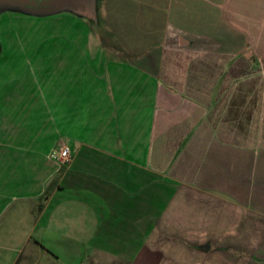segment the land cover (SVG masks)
<instances>
[{
    "label": "crops",
    "instance_id": "1",
    "mask_svg": "<svg viewBox=\"0 0 264 264\" xmlns=\"http://www.w3.org/2000/svg\"><path fill=\"white\" fill-rule=\"evenodd\" d=\"M76 2L0 12V264H264V0Z\"/></svg>",
    "mask_w": 264,
    "mask_h": 264
},
{
    "label": "rangeland",
    "instance_id": "2",
    "mask_svg": "<svg viewBox=\"0 0 264 264\" xmlns=\"http://www.w3.org/2000/svg\"><path fill=\"white\" fill-rule=\"evenodd\" d=\"M30 4H26V3H22L20 4V1L17 3L15 1H11V0H0V12L3 10H17L18 12L23 11V12H39L40 13H47L50 12L52 10H47V11H41L43 9V7L46 6H50V4L53 6V11H59V10H63L64 7H69L71 5L68 6H64L66 3V0H29ZM77 1L76 3H78V5L81 4L82 0H74ZM36 4H38V6L36 7ZM82 7V6H81ZM83 10V8H82ZM85 11V10H84ZM86 12V11H85ZM79 13L81 15H86V13H83L79 10Z\"/></svg>",
    "mask_w": 264,
    "mask_h": 264
},
{
    "label": "built area",
    "instance_id": "3",
    "mask_svg": "<svg viewBox=\"0 0 264 264\" xmlns=\"http://www.w3.org/2000/svg\"><path fill=\"white\" fill-rule=\"evenodd\" d=\"M71 157V150L65 144L57 146L50 152V158L61 166L66 165L71 160Z\"/></svg>",
    "mask_w": 264,
    "mask_h": 264
},
{
    "label": "flooded vegetation",
    "instance_id": "4",
    "mask_svg": "<svg viewBox=\"0 0 264 264\" xmlns=\"http://www.w3.org/2000/svg\"><path fill=\"white\" fill-rule=\"evenodd\" d=\"M70 1L71 0H66V3L64 6H68L70 5ZM38 6V4H36V7ZM47 10H52L53 11V6L50 4V6H46V7H43V9L41 11H47Z\"/></svg>",
    "mask_w": 264,
    "mask_h": 264
},
{
    "label": "water",
    "instance_id": "5",
    "mask_svg": "<svg viewBox=\"0 0 264 264\" xmlns=\"http://www.w3.org/2000/svg\"><path fill=\"white\" fill-rule=\"evenodd\" d=\"M11 1H15V2H19L20 1V4H22V3H26V4H30L29 2V0H11ZM65 8H67V7H64L63 9H65Z\"/></svg>",
    "mask_w": 264,
    "mask_h": 264
}]
</instances>
